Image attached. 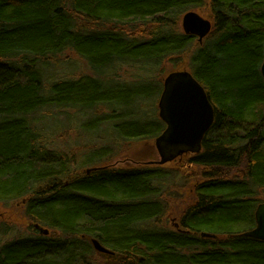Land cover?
I'll list each match as a JSON object with an SVG mask.
<instances>
[{"label":"trees","instance_id":"1","mask_svg":"<svg viewBox=\"0 0 264 264\" xmlns=\"http://www.w3.org/2000/svg\"><path fill=\"white\" fill-rule=\"evenodd\" d=\"M207 6L213 30L197 46L180 20ZM66 50L98 74L119 64L176 68L186 60L205 88L215 120L201 152L187 154L200 177L191 176L178 228L159 225L164 192L173 183L186 187L188 176L160 166H101L80 176L75 158L51 148L32 125L29 117L42 111L102 105L112 113L84 130L112 123L131 142L166 129L156 107L152 115L141 107L160 99L163 83L85 77L46 89L47 58ZM263 61L264 0H0V202L26 200L33 231L0 241V264H101L92 238L114 253L102 257L112 264H264V242L243 236L264 202ZM106 156L95 153L82 165ZM242 167L240 178L231 176ZM9 230L0 224V238Z\"/></svg>","mask_w":264,"mask_h":264},{"label":"rangeland","instance_id":"2","mask_svg":"<svg viewBox=\"0 0 264 264\" xmlns=\"http://www.w3.org/2000/svg\"><path fill=\"white\" fill-rule=\"evenodd\" d=\"M193 12L212 22L208 6L204 9L193 10ZM182 19L183 17L180 20L181 30ZM196 42L197 46L201 45L198 39H196ZM47 59L50 66L44 69L46 89L57 82L76 81L85 77L98 78L106 83L113 81L116 84L122 83L123 85L142 84L145 80L161 84L173 72H190L189 63L186 60L176 68L168 62L158 67L119 64L98 74L90 68L86 60L72 50H66L57 56L48 57ZM159 101L160 99H155V101L150 99L149 101L145 100L141 103V107H143L144 112L151 115L152 110L156 107L159 114ZM111 113L108 107L102 105L88 113H82L71 108H61L42 111L30 116L29 120L32 122L34 128L45 136L51 148L75 158V163L73 164L74 171L78 175L80 174V176H83L87 171L95 167L101 166L117 169L159 166L154 164L160 161V155L155 143L156 139L123 141L113 133L112 123L103 124L98 130L94 128L88 130L85 128L84 130L86 123H91L96 117L108 116ZM98 152H103L107 156L101 162H93L86 166L82 165L86 157ZM188 162L189 157L186 155L160 166L167 171L174 170L179 172V174L188 176L190 181L186 187L181 186L179 183H173L169 190L164 192L166 194L164 201L167 204V210L159 225L162 224L163 226L166 225L169 228H174L178 224L180 216L187 208V205L191 203L188 201L193 184L191 176L198 174V177H200V173L198 172V168L189 166ZM242 172H244V167L233 171L231 176L240 178ZM176 195H182L183 197ZM260 198L264 200V194ZM25 204L26 200L22 199L5 203L0 202V224L10 228L9 236H1L0 241L6 242L12 240L11 238L33 234L31 224L25 215ZM94 251L100 258L101 264L115 263L109 259L103 261L102 257L106 256L98 253L96 250Z\"/></svg>","mask_w":264,"mask_h":264},{"label":"water","instance_id":"3","mask_svg":"<svg viewBox=\"0 0 264 264\" xmlns=\"http://www.w3.org/2000/svg\"><path fill=\"white\" fill-rule=\"evenodd\" d=\"M181 26L185 35L196 37L200 44H203L213 30L211 21L193 11L183 16ZM261 75L264 81V61ZM158 107L159 118L165 123L166 129L155 141L160 161L154 164L162 166L187 154H199L202 142L214 124L215 110L205 88L193 74L189 71L169 74L163 83ZM255 222V228L244 232L243 236L264 242V202L256 209ZM35 227L42 235H49L48 230L39 225ZM175 227L178 228V225ZM201 236L216 238L207 233H202ZM91 243L98 253L114 255L98 240L93 239Z\"/></svg>","mask_w":264,"mask_h":264},{"label":"bare ground","instance_id":"4","mask_svg":"<svg viewBox=\"0 0 264 264\" xmlns=\"http://www.w3.org/2000/svg\"><path fill=\"white\" fill-rule=\"evenodd\" d=\"M91 240H93V238H92V239H90V241H91ZM96 240H97V239H96ZM108 250H109V249H108Z\"/></svg>","mask_w":264,"mask_h":264}]
</instances>
